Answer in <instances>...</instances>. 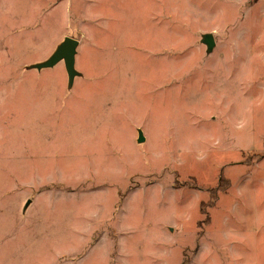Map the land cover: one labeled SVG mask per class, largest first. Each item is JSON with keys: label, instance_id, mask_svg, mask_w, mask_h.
<instances>
[{"label": "rangeland", "instance_id": "1", "mask_svg": "<svg viewBox=\"0 0 264 264\" xmlns=\"http://www.w3.org/2000/svg\"><path fill=\"white\" fill-rule=\"evenodd\" d=\"M0 264H264V0H0Z\"/></svg>", "mask_w": 264, "mask_h": 264}, {"label": "water", "instance_id": "2", "mask_svg": "<svg viewBox=\"0 0 264 264\" xmlns=\"http://www.w3.org/2000/svg\"><path fill=\"white\" fill-rule=\"evenodd\" d=\"M202 43L206 46L207 51L211 52L213 47L215 46V40L212 34H205L202 36ZM79 45V41L72 37H65L64 40L57 46L54 53L44 62L35 64L32 68L36 70L53 68L58 63L63 62L65 66V70L68 78V87L71 88L73 82L76 77L79 76V73L75 69V57L77 48ZM138 143L144 142V137L142 136V132L138 131ZM30 201H28L24 207V211L26 207L29 205Z\"/></svg>", "mask_w": 264, "mask_h": 264}]
</instances>
